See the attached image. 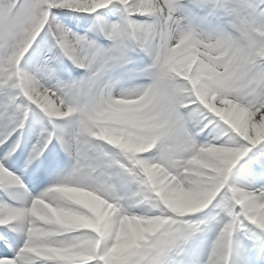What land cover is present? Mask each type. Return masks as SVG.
Instances as JSON below:
<instances>
[{
	"label": "snow or ice",
	"instance_id": "snow-or-ice-1",
	"mask_svg": "<svg viewBox=\"0 0 264 264\" xmlns=\"http://www.w3.org/2000/svg\"><path fill=\"white\" fill-rule=\"evenodd\" d=\"M0 264H264V0H0Z\"/></svg>",
	"mask_w": 264,
	"mask_h": 264
}]
</instances>
